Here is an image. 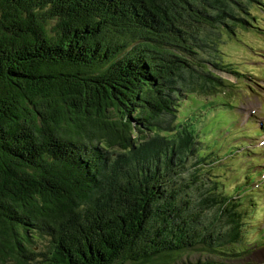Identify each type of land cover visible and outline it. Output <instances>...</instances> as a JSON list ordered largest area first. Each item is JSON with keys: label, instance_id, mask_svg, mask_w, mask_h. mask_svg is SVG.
<instances>
[{"label": "trees", "instance_id": "trees-1", "mask_svg": "<svg viewBox=\"0 0 264 264\" xmlns=\"http://www.w3.org/2000/svg\"><path fill=\"white\" fill-rule=\"evenodd\" d=\"M249 2L0 0V264H243L244 193L194 197L179 113L221 82H194L204 30H250Z\"/></svg>", "mask_w": 264, "mask_h": 264}, {"label": "rangeland", "instance_id": "rangeland-1", "mask_svg": "<svg viewBox=\"0 0 264 264\" xmlns=\"http://www.w3.org/2000/svg\"><path fill=\"white\" fill-rule=\"evenodd\" d=\"M263 3L260 0L247 4L246 9L257 19L252 20L254 27L250 30L237 28V36L212 28L204 30L206 43L201 44L202 61L197 65L201 73L194 82L199 83L198 89L202 83L211 84L209 77L202 74L203 64L210 66L224 84H215L216 91L206 95L198 90L183 93L179 113V120L192 123L199 140L198 153L208 162L192 156L187 163L185 173L195 175L200 190L193 193L194 197L210 187L212 180H218L228 193L239 194L237 185L244 193L236 196L251 213L245 219L246 239L256 244L251 247L253 253L241 261L243 264H264ZM239 11L243 13L240 7ZM209 60L220 67L211 65ZM198 258H203L201 253L191 251L183 256V261Z\"/></svg>", "mask_w": 264, "mask_h": 264}, {"label": "clouds", "instance_id": "clouds-1", "mask_svg": "<svg viewBox=\"0 0 264 264\" xmlns=\"http://www.w3.org/2000/svg\"><path fill=\"white\" fill-rule=\"evenodd\" d=\"M55 23V21H50L49 22V25L51 26L52 24H54Z\"/></svg>", "mask_w": 264, "mask_h": 264}]
</instances>
